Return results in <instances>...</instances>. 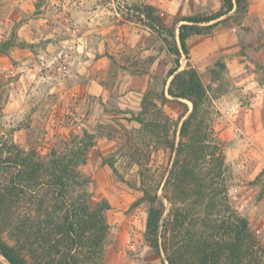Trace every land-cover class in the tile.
<instances>
[{"label": "rangeland", "instance_id": "1", "mask_svg": "<svg viewBox=\"0 0 264 264\" xmlns=\"http://www.w3.org/2000/svg\"><path fill=\"white\" fill-rule=\"evenodd\" d=\"M245 1V15L225 16L190 40V64L223 143L230 205L264 246V0ZM142 5L174 25L219 12L223 0H0V44L13 37L27 44L0 55V147L13 141L47 155L62 150L70 133L96 136L81 170L92 181V202L109 204L103 264H168L144 239L148 205L127 147L140 137L127 119L146 94L161 105L174 66L155 33L132 18L129 10ZM180 63L185 69L187 60ZM166 97L162 108L179 123L192 105ZM173 159L170 150L153 151L157 179Z\"/></svg>", "mask_w": 264, "mask_h": 264}, {"label": "trees", "instance_id": "2", "mask_svg": "<svg viewBox=\"0 0 264 264\" xmlns=\"http://www.w3.org/2000/svg\"><path fill=\"white\" fill-rule=\"evenodd\" d=\"M129 11L155 33L174 62L167 73L168 89L159 96L161 105L146 94L141 111L127 119L140 127L139 142L126 146L139 167L141 201L148 205L145 241L168 264H264V246L247 218L230 205L223 143L209 117L206 88L190 64V40L210 33L225 16L245 15L246 1L223 0L219 12L174 25L152 5ZM18 46L27 44L13 37L0 44V55ZM182 57L187 60L183 70ZM149 62L147 68L154 57ZM166 95L192 105L179 123L162 108L169 101ZM95 146L96 136L87 131L70 133L62 150L47 155L2 141L0 256L9 264L104 263L109 204L92 202V181L81 170ZM162 149L172 151L174 159L168 175L157 179L150 164L153 151Z\"/></svg>", "mask_w": 264, "mask_h": 264}, {"label": "bare ground", "instance_id": "3", "mask_svg": "<svg viewBox=\"0 0 264 264\" xmlns=\"http://www.w3.org/2000/svg\"><path fill=\"white\" fill-rule=\"evenodd\" d=\"M7 264H9L7 261H6Z\"/></svg>", "mask_w": 264, "mask_h": 264}, {"label": "water", "instance_id": "4", "mask_svg": "<svg viewBox=\"0 0 264 264\" xmlns=\"http://www.w3.org/2000/svg\"><path fill=\"white\" fill-rule=\"evenodd\" d=\"M6 261V260H5Z\"/></svg>", "mask_w": 264, "mask_h": 264}]
</instances>
